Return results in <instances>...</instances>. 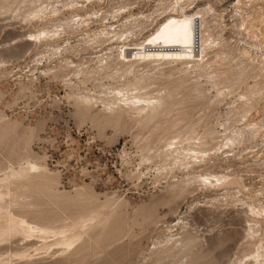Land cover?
Returning <instances> with one entry per match:
<instances>
[{"label":"rangeland","instance_id":"374dc122","mask_svg":"<svg viewBox=\"0 0 264 264\" xmlns=\"http://www.w3.org/2000/svg\"><path fill=\"white\" fill-rule=\"evenodd\" d=\"M36 1L0 0V179L18 171L27 157H36L48 165L56 185L48 194L33 192L28 196L24 191H13L0 202V213L9 211L15 218L22 216L50 225L64 230L68 236L76 231L80 233L70 249L54 245L35 250L41 241L36 239L37 244L31 247L22 232L0 237V254L7 264H151L169 234L180 236L186 232L192 233L197 241L183 251L186 257L181 254L175 257L176 262L171 260L172 264H193L190 261L195 258L199 260L195 264H205L218 256L222 247L216 245L217 241L230 232L231 249L223 258L217 257L221 264L255 263L259 243L248 238L245 211L249 204L264 205V100L249 113H226L229 106L241 103L245 85L237 84L229 89L220 84L225 97L213 103L217 89L203 78L206 96L181 92L173 110L149 126L106 123L102 113H95L97 107L94 113H77L74 100L67 96L70 91L64 82L67 71L56 77L41 73L48 67L58 68L60 59H50L42 46L21 48L24 45L21 34L42 27L41 22L24 20L38 5ZM60 1L85 4L80 11L82 15L91 9L108 15L104 24H116L113 15L121 6H128L127 13L122 15L125 18L139 12L149 14L156 4L155 0ZM206 1L217 14H222L228 28L231 27L225 37L232 46L238 41L241 43L240 40H262V36L253 37L252 32L234 26L240 22L239 17H232L237 0H202L200 6ZM246 3L243 6L249 13L264 15V0ZM72 12L67 7L62 17ZM89 21L88 27L67 33L56 42L65 58L85 69L94 66L95 56L108 47L102 42L93 48L82 43L87 32L93 35L101 26L100 22ZM258 27L264 32V23ZM120 33L122 39L129 37L134 41L144 36V33L134 35L127 28ZM2 61L8 62L2 64ZM235 63L232 60L229 65ZM84 77L85 74L78 78L72 75L71 79L78 83ZM176 77L160 78L151 74L148 91L171 89L170 81ZM100 82L107 86L115 83L111 78H91L84 84L78 83L79 92L93 94L106 90L97 87ZM244 115L246 120L242 118ZM246 121L258 123L263 132L255 140L235 146L229 152L235 156L225 158L220 154L216 162L217 165L224 162V168L208 165L197 169L228 175L230 196L227 199L213 201V197H218L215 191L202 189L175 201L164 198L166 188L184 173L176 168L172 172L161 170L160 153L165 149V140L177 130L172 128L173 124L179 123L182 128L195 124L200 133L212 129L222 131L220 124H225L228 132H233ZM171 207L174 209L170 210ZM81 212L87 215L79 230L74 231L68 224ZM13 222L17 223V219ZM170 226L173 232L168 230ZM25 250L32 256L21 258L18 254Z\"/></svg>","mask_w":264,"mask_h":264},{"label":"bare ground","instance_id":"6f19581e","mask_svg":"<svg viewBox=\"0 0 264 264\" xmlns=\"http://www.w3.org/2000/svg\"><path fill=\"white\" fill-rule=\"evenodd\" d=\"M155 1V8L151 13L139 12L125 18L122 15L127 13L128 10L125 8L128 6H121L113 15L116 24H104L108 20V15L98 14L97 10L91 9L85 15L80 14V11L86 7L83 3L66 4L60 0L49 2L37 0L38 5L30 15L25 16L24 20L27 23L41 22L42 27L21 34L24 44L21 48L29 50L32 47L42 46L50 59L59 58L58 68L56 65L48 67L41 73L56 77L66 70L64 82L70 89L67 96L74 100L77 113H94L97 107L99 109H96L95 113H102L105 122L112 125L156 124L161 117L173 110L176 97L181 92L188 91L196 96H206L207 90L204 88L203 78L211 83L213 89H217L213 103L225 97V91L219 89L220 84L226 85L229 89L233 85H245L240 98L241 103L229 106L226 113H249L259 101L264 100V32L258 27L259 23H264V15H253L243 6L248 5L246 2L257 0H247L246 4L243 0H237L234 4L235 14L232 17L240 18L238 25H234L238 30L252 32L255 34L253 37L256 38L262 36V40L255 42L240 40L242 44H238V41L235 46H232L225 37L231 27L228 28L222 14H217L209 1L204 2L203 6L199 3L202 0ZM67 7L73 12L68 17H62ZM89 20L100 22L101 26L93 35L87 32V37L82 43L93 48L94 44L102 42L101 44L107 43L108 47L95 56L94 66L85 69L81 64L65 58L60 45L56 42L67 33H76L88 27ZM124 28L132 34L135 33L134 35L144 33L142 40L134 41L129 37L122 39L123 34L120 32ZM232 60H236V63L229 65ZM81 74H85V77L83 80L79 78L78 83L84 84L91 78L95 80L111 78L115 83L107 86L100 82L97 87L107 88L106 90L96 91L93 94L82 93L79 92L78 83L71 79L72 75L78 78ZM151 74L160 78L175 75L178 77L170 81L173 86L171 89L164 88L152 93L148 91ZM250 79L253 81L251 82ZM242 118L246 120L245 115ZM220 126L223 127L222 131L212 129L200 133L195 124H189L185 128L180 127L179 123L172 125V128L177 130L165 140V149L160 153L161 170L172 172L176 168L184 173L166 188L164 198L175 201L199 189L215 191L218 197H213V201L227 199L230 196L228 175L211 170L199 172L197 169L208 165L224 168V162L220 165L216 162L220 159V154L225 158L235 156L229 153L235 146L255 140L263 130L258 123L247 121L233 132H228L225 124ZM55 181L56 178L46 163L36 157H27L25 164L20 166L18 171L4 175L0 179V202L13 191L21 190L25 194L28 193V196L33 192L52 193L55 189ZM173 209L174 207H171L170 210ZM245 213L248 217V238L259 243L253 264H264V233H262L264 205L249 204ZM86 215L84 212L78 213L68 226L72 230H77ZM13 219H17V223H14ZM180 222L181 220L178 224ZM172 229V226L168 228L173 232ZM19 232L24 234V239L31 247L37 244L36 239L41 241L40 247H36L35 250L49 249L54 245L70 249L80 233L76 231L75 234L68 236L64 230L50 225L38 224L22 216L15 218L9 211L0 213V237L12 236ZM230 233L218 239L216 245L222 247L218 256L205 264H221L222 261L217 257L226 255L231 249V245H228V241L232 240ZM51 238L53 239L49 241ZM196 241L195 236L190 232L180 236L169 234L164 240L163 249L151 264H172L171 260H175V257L179 258L181 254L183 258L186 257L183 251L194 246ZM18 255L21 258L32 256L27 250ZM2 256L0 254V264H7ZM190 262L195 264L199 260L195 258Z\"/></svg>","mask_w":264,"mask_h":264}]
</instances>
